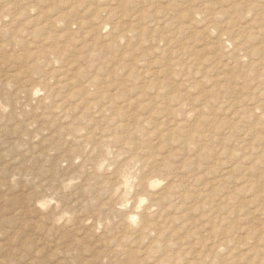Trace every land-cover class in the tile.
Returning <instances> with one entry per match:
<instances>
[{
    "label": "rangeland",
    "instance_id": "rangeland-1",
    "mask_svg": "<svg viewBox=\"0 0 264 264\" xmlns=\"http://www.w3.org/2000/svg\"><path fill=\"white\" fill-rule=\"evenodd\" d=\"M0 110V264H264V0H0Z\"/></svg>",
    "mask_w": 264,
    "mask_h": 264
},
{
    "label": "bare ground",
    "instance_id": "bare-ground-1",
    "mask_svg": "<svg viewBox=\"0 0 264 264\" xmlns=\"http://www.w3.org/2000/svg\"><path fill=\"white\" fill-rule=\"evenodd\" d=\"M3 5H4V4H3ZM204 7H207L206 4H205ZM208 8H211V7H208ZM170 9H171V8H170ZM204 9H206V8H204ZM208 10H209V9H208ZM208 10H206V11H208ZM197 11H198V10H197ZM194 12H195V11H194ZM194 12H193V13H194ZM193 13H191V14L193 15ZM167 14H170V12H168ZM195 14H196V13H195ZM165 15H166V13H165ZM170 15H171V14H170ZM172 15H173V14H172ZM192 15H190V16H192ZM167 16H168V15H167ZM188 16H189V14H188ZM193 17H194V16H193ZM188 18H189V17H188ZM197 18H198V17H197ZM172 19H173V18H172ZM189 19H190V18H189ZM193 19H195V18H193ZM193 19H191L192 22H193V21H197V20H193ZM198 19H199V18H198ZM211 20H212V19H211ZM189 21H190V20H189ZM176 22H177V21H176ZM197 22H198V21H197ZM184 23H185V22H184ZM178 24H179V23H178ZM116 25H117V24H116ZM101 28H103V27H101ZM101 28H100V29H101ZM181 28H182V27H181ZM114 29H117V28H114ZM143 29H144V28H143ZM143 29H142V30H143ZM179 29H180V28H179ZM5 30H7V29H5ZM5 30H4V31H5ZM102 30H103V29H102ZM183 31H184V30H183ZM184 32H185V31H184ZM128 36H129V35H128ZM36 91H37V90H36ZM37 92H38V91H37ZM33 95H34V94H33ZM4 101H5V100H4ZM89 102H90V101H89ZM185 104H186V103H185ZM9 105H10V104H9ZM88 105H89V104H88ZM88 105H87L86 107H88ZM90 106H91V105H89V108H90ZM97 106H98V105H97ZM98 109H99V106H98ZM0 111H1V110H0ZM25 112H26V111H25ZM1 113H2V112H1ZM2 114H3V113H2ZM6 116H7V115H6ZM43 117H44V116H43ZM17 118H18V117H17ZM15 120H17V119H15ZM211 120H212V119H211ZM213 120H214V119H213ZM2 121H3V120H2ZM9 121H10V120H9ZM15 122H16V121H15ZM26 125H27V124H26ZM26 125H24V126H26ZM210 125H211V124H210ZM21 128H22V127H21ZM28 128H29V125H28ZM94 130H95V129H94ZM92 131H93V130H92ZM96 132H97V131H96ZM87 133H89V131H88ZM90 133L94 134L93 132H90ZM63 134H64V133H63ZM85 134H86V131H85ZM102 134H103V133H102ZM187 135L189 136V138H191V133H188ZM80 136H82V135H80ZM86 137H87V136H86ZM93 137H94V136H92V135H89V136H88L89 139H92ZM100 138H101V137H100ZM103 138H104V137H103ZM103 138L99 139V137H98L99 140H102ZM114 138H115V136H114ZM116 138H117V137H116ZM116 138H115V139H116ZM119 138H120V137H119ZM94 139H95V137H94ZM96 139H97V137H96ZM108 139H109V138H108ZM86 140H87V139H86ZM111 140L114 141L113 137L111 138ZM126 140H127V141H126ZM126 140H125V137H124L123 139H119V140H117V141L120 142V143H121L122 141H124V142H126V143L128 144V139H126ZM48 141H49V140H48ZM83 141H84V140H83ZM87 141H88V140H87ZM90 141H93V139L90 140ZM90 141H89V142H90ZM115 141H116V140H115ZM44 142H45V141H44ZM85 142H86V141H85ZM94 142H95V141H94ZM104 142H107V144H109L110 141L108 140V141H104ZM124 142H123V143H124ZM25 143H26V142H25ZM25 143H24V144H25ZM97 143L99 144V142H97ZM100 143H101V142H100ZM85 145H86V144H85ZM95 145H97L96 142H95ZM30 146H31V145H30ZM105 146H108V145H105ZM34 147H35V146H34ZM108 147H109V146H108ZM35 148H36V147H35ZM94 148H95V147H94ZM38 150H39V149H38ZM105 151H107V150H105ZM27 153H28V152H27ZM44 154H45V153H44ZM160 155H161V154H160ZM104 156H105V155H104ZM158 156H159V155H158ZM161 156H162V155H161ZM159 157H160V156H159ZM32 158H33V157H32ZM107 160H108V159H107ZM157 160H158V159H157ZM157 160H156V161H157ZM164 160H165V158H164ZM36 161H37V160H36ZM137 161H138V160H137ZM156 161H155V163L158 164V162H156ZM160 162H162V161H160ZM163 162H167V161H163ZM130 163H131V162H130ZM136 163H137V162H136ZM22 164H23V163H22ZM22 164H21V165H22ZM126 164H128V163H126ZM126 164H125V165H126ZM166 164H167V163H166ZM135 165H137V164H135ZM107 166H109V165H107ZM107 166H106V167H107ZM160 166H162V168H163V164L161 165V163H160ZM166 166H167V165H164V168H165ZM133 167H134V165H133ZM168 167H169V166H168ZM20 168H21V167H20ZM138 168H139V167H138ZM159 168H160V167H158V171L160 170ZM162 168H161V170H162ZM38 169H39V168H38ZM90 169H91V168H90ZM131 169H132V168H131ZM161 170H160V171H161ZM42 171H43V170H42ZM137 172H139V171L137 170ZM137 172H136V173H137ZM152 172H153V171H152ZM112 173H113V172H112ZM121 173H122V172H121ZM96 174H98V172H97ZM133 174H134V173H132L131 175H133ZM155 174H156V173H155ZM137 175H138V174H137ZM152 175H153V173H152ZM153 176H155V175H153ZM133 177H134V176H133ZM119 179H120V178H119ZM137 179H138V178H137ZM142 179H143V178H142ZM145 179H147V178H145ZM150 179H151V178H150ZM135 181H136V180H135ZM141 181H142V180H140V182H141ZM144 181H145V180H144ZM151 181H152V179H151ZM55 182H56V181H55ZM55 182H54V183H55ZM122 182H123V181H122ZM131 183H132V182H131ZM134 183H135V182H134ZM141 183H143V182H141ZM174 183H175V182H174ZM120 184H121V183H120ZM136 184H137V183H136ZM138 185H139V184H138ZM175 185H177V184H175ZM49 186H50V185H49ZM52 186H53V185H52ZM55 186H56V185H55ZM135 186L137 187V185H135ZM139 186H141V185H139ZM142 186H143V185H142ZM146 186L148 187V184L145 185V187H146ZM178 186H181V185H178ZM143 187H144V186H143ZM174 187H175V186H174ZM181 187H183V186H181ZM122 189H124V188H122ZM122 189H121V190H122ZM146 189H147V188H146ZM174 189H178V188L175 187ZM171 191H172V190H171ZM146 192H147L148 195H149L150 192H149V191H146ZM152 192H153V191H152ZM156 192H157V191H156ZM177 192H178V190H177ZM158 193H159V192H158ZM167 193H168V192H167ZM150 195H151V194H150ZM153 195H154V194H153ZM153 195H152V196H153ZM158 195H159V194H158ZM200 195H201V194H200ZM52 196H53V195H52ZM163 196H164V194H163ZM163 196H162V198H163ZM165 196H166V193H165ZM165 196H164V197H165ZM171 196H172V195H171ZM171 196H169V197L172 198ZM173 196H174V195H173ZM181 196L183 197L184 195L181 194V195L179 196V198H181ZM56 197H57V196H56ZM131 197H132V196H131ZM158 197H159V196H158ZM158 197L156 196L157 199H158ZM184 197H185V196H184ZM149 198H150V197H149ZM160 198H161V197H160ZM160 198H159L158 200H160ZM173 198H174V197H173ZM176 198H177V197H176ZM59 199H60V197H59ZM165 199H166V198H165ZM165 199H164V201H165ZM147 200H148V199H147ZM158 200H157V201H158ZM161 200H162V199H161ZM166 200H167V199H166ZM179 200H180V199H179ZM179 200H178V201H179ZM181 200H182V199H181ZM117 202H118V201H117ZM155 202H156V200H155ZM155 202H154V204H155ZM183 202H184V201H183ZM148 203H150V202H148ZM168 203H170V202H168ZM156 204H157V202H156ZM161 204H163L162 201H161ZM161 204H160V205H161ZM164 204H165V203H164ZM135 205H137V204L135 203ZM153 206L155 207L156 205H153ZM161 206H162V205H161ZM36 207H37V206H36ZM158 207H159V206H158ZM38 208H39V207H38ZM144 208H145V207H144ZM148 208H149V207H148ZM166 208H167V207H166ZM166 208H165V209H166ZM168 208L170 209V207H168ZM179 208H181V207H179ZM150 209H152V207H150ZM181 209H182V208H181ZM181 209H180V210H181ZM114 210H115V209H114ZM143 210H144V209H143ZM145 210H146V209H145ZM40 211H42V210H40ZM118 211H119V209H118ZM148 211H149V210H148ZM148 211H147L146 213H149ZM155 211H156V210H155ZM42 212H43V211H42ZM52 212H53V211H52ZM55 212H56V211H55ZM160 212H161V211H160ZM41 214H44V213H41ZM55 214H57V213H55ZM129 214H130V213H129ZM132 214H133V213H132ZM132 214H131V215H132ZM149 214H152V213H149ZM155 214H156V213H154V215H155ZM165 214H166V213H165ZM170 214H171V213H170ZM52 215H53V214H52ZM123 215H125V213H124ZM134 215H135V214H134ZM138 215H139V214H138ZM138 215H137V216H138ZM154 215H153V216H154ZM157 215H158V214H157ZM182 215H183V214H182ZM43 216H44V215H43ZM127 216H129V215H127ZM127 216H126V217H127ZM153 216H152V217H153ZM49 217H50V216H49ZM51 217H52V216H51ZM53 217H54V216H53ZM126 217H125V218H126ZM141 217H142V216H141ZM46 218H47V216H46ZM54 218H55V217H54ZM54 218H53V219H54ZM86 218H87V217H85V220H86ZM131 218H134V217L131 216ZM144 218L146 219V218H148V217L145 216ZM144 218L142 217V218H140V219H143V220H140V219H139V220H140V221H143V223H147V222H144V221H145ZM156 218H157V217H156ZM160 218H161V217H160ZM173 218H174V217H173ZM176 218H178V217H176ZM75 219H76V218H75ZM122 219L124 220V218H122ZM42 220H43V218H42ZM87 220H88V219H87ZM77 221H80V220H77ZM77 221L75 220V223H76ZM156 221H159V220L156 219ZM46 222H48V221H46ZM64 222H65V221H64ZM66 222H68V221H66ZM82 222H83V221H82ZM84 222H86V221H84ZM121 223H122V222H121ZM138 223H139V222H138ZM140 223H142V222H140ZM171 223H172V222H171ZM54 224H56V223H54ZM83 224H84V223H83ZM128 224H129V223H128ZM154 224H156V223H154ZM161 224H162V223H161ZM56 225H57V224H56ZM60 225H63V223L60 224ZM65 225H66V224H65ZM74 225H79V224H74ZM80 225H81V221H80ZM85 225H86V224H85ZM140 225H141V224H140ZM140 225H139V226H140ZM145 225H146V224H145ZM145 225H142V226H145ZM147 225H148V223H147ZM147 225H146V226H147ZM151 225H152V224H151ZM156 225H157V224H156ZM57 226H58V225H57ZM82 226H83V225H82ZM127 226H129V225H127ZM146 226H145V227H146ZM77 227H78V226H77ZM77 227H75V228H77ZM148 227H149V226H148ZM156 227L159 228L160 226H159V227L156 226ZM161 227H162V226H161ZM47 228H48V227H47ZM50 228H53V226L50 227ZM50 228H49V229H50ZM61 228H62V226H61ZM63 228H67V227H63ZM70 228H71V227H70ZM149 228H151V227H149ZM149 228H148V229H149ZM163 228H164V227H163ZM40 229H41V228H40ZM68 229H69V228H68ZM68 229H67V230H68ZM71 229H72V228H71ZM94 229H95V228H94ZM137 229H138V228H137ZM137 229H136V230H137ZM152 229H153V228H151V230H152ZM159 229H160V228H159ZM46 230H48V229H46ZM53 230H56V228L53 229ZM72 230H75V229H72ZM139 230H141L140 227H139ZM142 230H144V229H142ZM142 230H141V231H142ZM146 230H147V229H146ZM156 230L158 231V229H156ZM156 230H155V231H156ZM69 231H70V230H69ZM153 231H154V230H153ZM155 231H154V232H155ZM162 231H163V230H162ZM162 231H161V232H162ZM53 232H54V231H53ZM53 232H52V233H53ZM151 232H152V231H150L149 233H151ZM55 233H56V232H55ZM140 233H141V232H140ZM144 233H145V232H144ZM146 233H148V232H146ZM58 234H59V233H58ZM68 234H69V233H68ZM141 234H142V233H141ZM157 234H158V233H157ZM160 234H161V233H160ZM65 235H66V234L64 233V236H65ZM67 236H68V235H67ZM61 238H63V237L61 236ZM61 238H60V239H61ZM64 239H66V237H65ZM242 239H244V238H242ZM75 241H76V240H75ZM78 242H79V241H78ZM71 244H72V243H71ZM71 244H70V245H71ZM68 245H69V244H68ZM223 245H224V244H223ZM72 246H73V244H72ZM70 247H71V246H70ZM259 253H260V252H259ZM262 253H263V252H262ZM230 254H231V253H230ZM257 255H262V254H257ZM230 256H232V255H230Z\"/></svg>",
    "mask_w": 264,
    "mask_h": 264
}]
</instances>
